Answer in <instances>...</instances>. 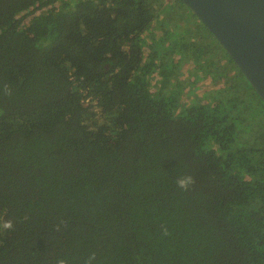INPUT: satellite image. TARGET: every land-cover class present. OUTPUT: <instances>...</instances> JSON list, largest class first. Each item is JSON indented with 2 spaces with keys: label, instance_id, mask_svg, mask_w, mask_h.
<instances>
[{
  "label": "trees",
  "instance_id": "1",
  "mask_svg": "<svg viewBox=\"0 0 264 264\" xmlns=\"http://www.w3.org/2000/svg\"><path fill=\"white\" fill-rule=\"evenodd\" d=\"M58 2L0 0V264H264V101L223 47L180 0Z\"/></svg>",
  "mask_w": 264,
  "mask_h": 264
},
{
  "label": "water",
  "instance_id": "2",
  "mask_svg": "<svg viewBox=\"0 0 264 264\" xmlns=\"http://www.w3.org/2000/svg\"><path fill=\"white\" fill-rule=\"evenodd\" d=\"M264 101V0H180Z\"/></svg>",
  "mask_w": 264,
  "mask_h": 264
},
{
  "label": "rangeland",
  "instance_id": "3",
  "mask_svg": "<svg viewBox=\"0 0 264 264\" xmlns=\"http://www.w3.org/2000/svg\"><path fill=\"white\" fill-rule=\"evenodd\" d=\"M75 1L76 0H60V2H62V3L67 2L70 5L73 4ZM60 2L55 4L54 7L58 6L60 4ZM170 29H171V31H173L171 38H177L179 35V31L177 29L175 31L174 30L175 27L172 28V26ZM151 31H153L155 33V35H154L155 39H158V38H160V36H162V32L160 31L157 23L153 24ZM147 36L148 35H146V36L143 35V38H146ZM187 68H189L188 65L184 66V69H187ZM183 73H184V71H183ZM185 78H186V76L184 75V76H182L181 79H185ZM196 88H197V90L193 94H191L190 88L188 86H185V90L180 97V104L184 105L185 103H189L191 101H195L196 103H200V102L204 101L203 100L204 93H206L211 88L210 80L208 78H206L204 80H200L197 83ZM204 103H206V101H204Z\"/></svg>",
  "mask_w": 264,
  "mask_h": 264
},
{
  "label": "clouds",
  "instance_id": "4",
  "mask_svg": "<svg viewBox=\"0 0 264 264\" xmlns=\"http://www.w3.org/2000/svg\"><path fill=\"white\" fill-rule=\"evenodd\" d=\"M176 186L182 190V191H188L190 187L195 183L193 177L191 175H185V176H180L177 178L175 181ZM3 229L5 230H10L12 229L13 225L11 221H5L2 225ZM58 230V229H57ZM162 234L167 236L168 231L166 227H162L161 229ZM96 261V255L95 253L91 254L88 256L87 260H85L84 264H95ZM56 264H67V261L65 259H58L56 261Z\"/></svg>",
  "mask_w": 264,
  "mask_h": 264
}]
</instances>
